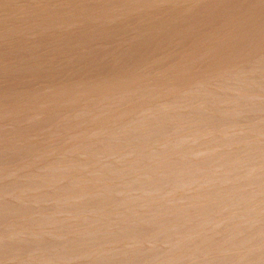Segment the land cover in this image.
I'll list each match as a JSON object with an SVG mask.
<instances>
[{
	"label": "rangeland",
	"instance_id": "1",
	"mask_svg": "<svg viewBox=\"0 0 264 264\" xmlns=\"http://www.w3.org/2000/svg\"><path fill=\"white\" fill-rule=\"evenodd\" d=\"M0 264H264V0H0Z\"/></svg>",
	"mask_w": 264,
	"mask_h": 264
},
{
	"label": "bare ground",
	"instance_id": "2",
	"mask_svg": "<svg viewBox=\"0 0 264 264\" xmlns=\"http://www.w3.org/2000/svg\"><path fill=\"white\" fill-rule=\"evenodd\" d=\"M221 153V152H220ZM147 173V172H146ZM252 178V177H251ZM154 181V180H153ZM94 183V182H93ZM105 191V190H104ZM21 193V192H20ZM107 194V193H106ZM62 205V204H61ZM169 206V205H168ZM100 213V212H99ZM128 214V213H127ZM243 214V213H242ZM105 216V215H104ZM49 217V216H48ZM126 217V216H125ZM41 218V217H40ZM86 218V217H85ZM80 219V218H79ZM41 220V219H40ZM41 224V223H40ZM128 226L129 225H127L126 227L128 228ZM125 227V226H124ZM253 228V227H252ZM214 229V228H213ZM9 231V230H8ZM117 233V232H116ZM192 233V232H191ZM118 234V233H117ZM171 234V233H170ZM10 236V235H9ZM166 237V236H165ZM193 237H195V236H193ZM59 238V237H58ZM100 238V237H99ZM113 238V237H112ZM119 238V237H118ZM158 239V238H157ZM201 239V238H200ZM205 239V238H204ZM103 240V239H102ZM207 240V239H206ZM212 240V239H211ZM67 241H68V239H67ZM64 242V241H63ZM77 244H78V242H77ZM93 244V243H92ZM255 245V244H254ZM217 247V246H216ZM122 251V250H121ZM90 253V252H89ZM125 254V253H124ZM216 256V255H215ZM41 257V256H40ZM70 257V256H69ZM101 257V256H100ZM123 259V258H122ZM164 259V258H163ZM175 260V259H174ZM106 261V260H105ZM104 261V262H105ZM174 263V262H173Z\"/></svg>",
	"mask_w": 264,
	"mask_h": 264
}]
</instances>
